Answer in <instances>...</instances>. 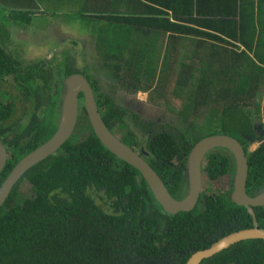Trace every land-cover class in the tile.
Returning <instances> with one entry per match:
<instances>
[{
    "label": "trees",
    "instance_id": "1",
    "mask_svg": "<svg viewBox=\"0 0 264 264\" xmlns=\"http://www.w3.org/2000/svg\"><path fill=\"white\" fill-rule=\"evenodd\" d=\"M51 1L43 7L44 3L39 0H0V41H7L3 39H8L9 32L30 24V18L37 15L68 14L66 18L70 24L83 28L92 26L98 18L94 3H90L89 8L87 3L81 4L78 9L71 0ZM109 17L116 25L127 22V18H118L115 14ZM129 20L132 22V18ZM252 32L249 40L239 37L243 46L240 51L222 48V53H216L217 60H210L208 65L179 67V74L184 73L186 80L182 81L181 75L176 74L174 86L188 91L190 88L191 95L186 99L188 105L182 108L183 113L193 117L198 114V107L208 106L202 125L188 121L181 130L156 122L143 123L136 114L109 101L102 92V87L106 86L99 74L92 70L84 74V70L75 66L80 63H72L65 51L62 57L65 62L55 67L49 63L43 68L38 63L23 64L0 48V84L6 78L11 80L23 90L19 96L26 104L36 97L34 109L22 115L26 123L16 125L21 128L17 132H14L15 125L8 121L10 105L0 101V141L8 151L0 171V184L22 157L53 134L56 123L53 119L49 129L45 125L46 115L58 116L62 81L78 73L88 82L107 130L132 150L141 149L139 155L156 172L166 189L176 177L173 192L183 197L187 191L185 160L194 143L212 135L236 137L243 133L252 137L254 120L245 108L254 99L258 87H264L261 58L264 51H259L264 47V35H256L254 25ZM96 37L99 44L105 41L99 49L104 59L100 67L106 68L112 77L113 74L118 76L121 67L129 63L132 88H149L158 76L156 71L161 74L159 81L165 82L163 74H169L171 65L160 67L157 57L150 59L144 65L149 78L142 79L139 71L143 65L132 64L133 51H125L121 36L98 33ZM252 43L254 49H251ZM116 51L121 53L116 54ZM107 58L119 60L120 68L106 63ZM195 70L196 84L188 85ZM159 94L162 95L161 91ZM78 99L72 134L53 154L25 170L0 205V264H163L164 256L171 252L166 264H184L194 250L207 247L230 231L250 227L251 218L245 209L229 199L230 187L224 192L201 193L197 202L199 209L196 206L188 212H164L140 174L99 143L87 121L81 94ZM262 111L264 115V96ZM129 119L137 130L140 129V139L131 128H124ZM196 131H201L202 135L197 136ZM221 151L213 149L203 158L201 171L210 180H218L227 172V162L232 163L231 158H225V163L219 157H225ZM246 164L245 192L251 196L264 188V143L249 153ZM25 182L29 192L20 195L19 190ZM252 211L258 227L264 228V207H253ZM227 221H233L234 225L231 227ZM217 225L226 228L216 231ZM197 229L199 244H186ZM202 234L211 239L203 242ZM181 252L183 256L179 258ZM215 256H219L220 264H264V241H241Z\"/></svg>",
    "mask_w": 264,
    "mask_h": 264
},
{
    "label": "rangeland",
    "instance_id": "2",
    "mask_svg": "<svg viewBox=\"0 0 264 264\" xmlns=\"http://www.w3.org/2000/svg\"><path fill=\"white\" fill-rule=\"evenodd\" d=\"M66 17L67 16L65 15H59L56 18L55 15L50 14H46L43 17L42 15L31 17L30 24L18 26L12 31V33L9 32L7 36L8 39H3L7 41H0V48L4 51L6 50L12 55V57L21 61L23 64L38 63L43 68H46V65L49 63L51 66L53 65L55 67V64L57 65L60 62H65L62 60L63 51H65L72 63H80L75 66L78 67V69L81 68L80 70H84V74L90 72L91 70L99 74L101 77L100 81H102V83L106 86L102 87V92L108 96L109 101L124 107L131 113L136 114L138 120L143 123L156 122L168 125L171 128L178 130L184 128L188 121H192L194 124L198 125L203 124L208 106L204 108L198 107V114L193 117H191L192 115L185 114L182 111V108H185L188 105L186 100L187 97H190L191 95H189L190 88L188 91L187 88L180 89L179 87L174 86V80L177 77L175 69L177 67L174 66L170 70L169 74H163L164 78H166L165 82L159 81L161 77V74L159 73L155 83H152L149 88L144 89L138 87L139 89H134L132 88V78L128 74L130 73V67H121L120 74L116 77L115 74H113L114 77H112V74L106 70V68L104 69L100 67V63H104V59L101 57L103 55V51L99 50V47H101L102 44H99V42L96 41V35L90 36L86 33V28L84 29L81 25H78L77 27L76 25L70 24L69 18ZM72 42H74V44H72ZM115 53L120 54L121 52L116 51ZM105 60L107 61L106 63H114V66H118L120 68V65L117 64L119 63V60H109V58ZM142 67L143 69L139 71V76H141L142 79L148 80L149 77L146 72H144V65ZM191 75L193 76V80L191 82H187L188 85L191 83L193 85L196 84L197 72L193 71ZM7 79L8 78L0 84V101H7L8 105H10L11 116L9 115V121L13 122V125H15L14 132H17L21 128L16 127V125H18L20 119L21 121L25 120L26 117L22 118V115L25 112L34 109L36 97L33 98V102L29 104L24 103L22 98L19 96L23 90L15 85L11 80ZM180 79L185 81L186 77L180 76ZM130 83L131 87L129 86ZM159 91H161L162 95L159 94ZM53 93L54 90H52V94ZM263 96L264 87L260 86L254 95V99L248 102L246 104L247 108H245L251 113L250 115L252 120L255 122L254 124L260 125L262 128H264V115L262 111ZM55 110L56 109H54V111ZM59 110L60 103L58 105V112ZM245 113L247 114V112ZM58 117L59 116H56L54 118L47 114L45 125H47L50 129L53 126L51 124L53 119L54 124L56 123L57 125ZM20 125H22V123H20ZM133 125H135L134 122L129 119L124 128L126 130L131 128L136 138L140 139L142 133L140 132V129L137 130V128ZM203 132L205 134L206 130ZM196 135H202V132L196 131ZM257 145L258 142L247 144L245 146L247 152L249 151L250 153L255 150ZM224 181L225 180L223 179V182L220 185H217L214 182L210 183V185L213 184L214 187H222ZM203 185H207V180L204 181ZM174 186H176V177L172 180V184H170L167 189L173 192V189H175L173 188ZM262 191H264V188L259 189L258 192L260 193ZM28 192L29 185L25 182L21 186L19 194L27 195ZM175 194L177 195L176 198H181L177 192ZM206 262L211 264H220V259L219 256H213L212 258H209V260H206Z\"/></svg>",
    "mask_w": 264,
    "mask_h": 264
},
{
    "label": "crops",
    "instance_id": "3",
    "mask_svg": "<svg viewBox=\"0 0 264 264\" xmlns=\"http://www.w3.org/2000/svg\"><path fill=\"white\" fill-rule=\"evenodd\" d=\"M39 1L45 7V3L51 0ZM71 1L78 9H81V4L87 3L88 8L90 3L95 4L98 18L92 26L85 27L90 36L98 33L121 36L125 51H133L132 64L146 65L157 57V65H171V69L175 66L176 74L181 76L185 74H179V67L208 65L210 60H217L216 53H222V48L242 50L238 39L252 38L253 25L256 35H264V0ZM114 14L118 18H127L126 24L116 25L109 17ZM104 44L105 41L99 49ZM260 48L259 51H264V47ZM251 49H254L253 43ZM261 58L264 61V54ZM126 66L131 65L127 63Z\"/></svg>",
    "mask_w": 264,
    "mask_h": 264
},
{
    "label": "water",
    "instance_id": "4",
    "mask_svg": "<svg viewBox=\"0 0 264 264\" xmlns=\"http://www.w3.org/2000/svg\"><path fill=\"white\" fill-rule=\"evenodd\" d=\"M62 87L63 90L59 98V117L55 131L49 139L27 153L9 171L8 175L0 184V205L25 170L43 160L48 155L53 154L72 134L78 112V97L81 94L82 106L96 139L109 153L133 167L140 174L152 194L153 199L168 214L188 212L194 207L200 190L201 163L208 151L214 148H224L232 154L235 171L230 200L236 206L245 209L251 218V226L232 231L220 237L208 247L194 251L188 256L184 264H199L202 259L211 257L241 241H264V228L257 227L252 211L253 207L264 206V191L253 197L246 195L247 164L242 148L235 139L226 135H213L206 136L194 143L185 160L184 173L187 181V191L182 199L176 200L170 196L156 172L141 156L107 130L98 114L90 86L82 75L78 73L68 75L63 79ZM5 161L6 152L0 144V171Z\"/></svg>",
    "mask_w": 264,
    "mask_h": 264
},
{
    "label": "flooded vegetation",
    "instance_id": "5",
    "mask_svg": "<svg viewBox=\"0 0 264 264\" xmlns=\"http://www.w3.org/2000/svg\"><path fill=\"white\" fill-rule=\"evenodd\" d=\"M62 90H63V87L61 88V93H62ZM61 95V94H60ZM9 118H10V116H9ZM9 118H8V121H9ZM26 118H25V120H23V121H21V119H20V122L18 123V125L19 126H21L20 125V123H22V125H24L25 123H26ZM9 122H11V123H13L12 121H9ZM255 122L253 121V124H252V129H253V133H252V137H249V136H246L245 134H243V133H241L240 135H237L236 137H232V136H230V137H232L233 139H235L238 143H239V145H240V147L242 148V151H243V153H244V156H245V159L247 158V156L249 155V151L247 152V149H246V145L247 144H250V143H253V142H258V145H257V147L256 148H258V147H260L263 143H264V128H262V127H260V125H255L254 124ZM213 136V135H212ZM226 136H229V135H226ZM0 144L1 145H3V143L0 141ZM255 148V149H256ZM4 149H5V152H6V157H7V153H8V151L6 150V148L4 147ZM214 149H216V148H214ZM220 149V151L221 150H223V151H221V154H224L225 155V157L223 156V155H219V157L221 158V159H223V161L225 162V158H227V159H229L230 160V158L232 159V163L231 162H227L228 163V169H227V172L226 173H224V174H221L220 175V177H219V179L218 180H210L208 177H207V175L206 174H204V172H202L201 171V169H200V190H199V196L201 195V193H210V194H214L212 191H215V192H217V191H221V192H224V191H226V189L228 188V187H230V192H229V199H230V193H231V190H232V182H233V175H234V171H235V164H234V160H233V158H232V154L228 151V150H226V149H224V148H219ZM226 150V151H225ZM134 152H136L137 154H141L142 153V151H141V149H139L138 151H135V150H133ZM210 151H213V149H211ZM254 151V150H253ZM252 152V151H251ZM250 152V153H251ZM140 156V155H139ZM142 158V157H141ZM223 162V163H224ZM226 163V162H225ZM231 170H232V177H230V172H231ZM223 179L225 180L224 181V184L222 185V187H219V186H216V187H214V185L212 184V185H210V183H212V182H214V183H216L217 185H220V184H222V182H223ZM205 180H207V185H203V183H204V181ZM186 184H187V181H186ZM202 185H203V189H202ZM201 189H202V191H201ZM175 189H173V191H174ZM207 190H210V191H207ZM167 191L169 192V194H170V196L172 197V198H174V199H176V200H180V199H182L183 197H181V198H176L175 196H174V192H171V191H169V189H167ZM259 193V192H258ZM257 193V194H258ZM186 194V193H185ZM257 194H255V195H257ZM255 195H251V196H249V197H253V196H255ZM199 196H198V198H199ZM197 202H198V199H197V201H196V203H195V205H194V207L193 208H195L196 206H197ZM264 207V206H263ZM192 208V209H193ZM197 208L199 209V206H197ZM191 209V210H192ZM190 210V211H191ZM246 212V211H245ZM256 221V220H255ZM227 222H229V221H227ZM230 223V225H231V227L234 225V222L233 221H231V222H229ZM256 224H257V222H256ZM250 226H251V221H250ZM257 227H258V224H257ZM215 228V230L216 231H220L221 229H225L226 227L225 226H223V225H217V227H214ZM248 228V227H247ZM260 228V227H259ZM244 229V228H243ZM238 230V229H237ZM236 231V230H235ZM194 233H193V237H192V239H191V241H190V243H187L186 242V244H189L190 246H192V245H197V244H199V242H200V237H199V235H200V233H198L199 232V229H197V230H194L193 231ZM231 232V231H230ZM230 232H228V233H230ZM221 233V232H220ZM227 233V234H228ZM208 235V234H207ZM226 235V234H225ZM222 236H224V235H221L220 237H222ZM201 237H203V238H201L202 239V241L203 242H206L207 240H210L211 239V236H206V235H204V234H202V236ZM219 237V238H220ZM210 238V239H209ZM218 238V239H219ZM213 243V242H212ZM211 243V244H212ZM210 245V244H209ZM208 245V246H209ZM207 246V247H208ZM204 248H206V247H203V248H201V249H197V250H194V251H198V250H202V249H204ZM188 250V249H187ZM193 251V252H194ZM192 252V253H193ZM173 252H171V254H172ZM191 253V254H192ZM171 254H166L167 256H164V262H163V264H166V262L168 261L167 260V258L171 255ZM217 255V254H216ZM182 256H183V253L181 252L180 254H179V258H182ZM213 256H215V255H213ZM213 256H211V257H208V258H205V259H202L200 262H199V264H211V263H207L206 262V260H209V258H212ZM188 258V257H187ZM186 258V259H187ZM186 261V260H185ZM185 263V262H184ZM212 264H214V263H212ZM221 264H230L229 262H227V263H221Z\"/></svg>",
    "mask_w": 264,
    "mask_h": 264
},
{
    "label": "clouds",
    "instance_id": "6",
    "mask_svg": "<svg viewBox=\"0 0 264 264\" xmlns=\"http://www.w3.org/2000/svg\"><path fill=\"white\" fill-rule=\"evenodd\" d=\"M209 152V151H208ZM206 155V154H205ZM203 161V160H202ZM202 164V163H201ZM201 167H202V165H201Z\"/></svg>",
    "mask_w": 264,
    "mask_h": 264
}]
</instances>
